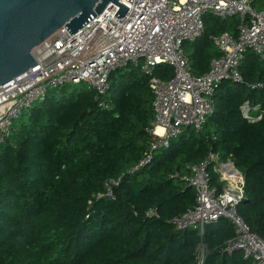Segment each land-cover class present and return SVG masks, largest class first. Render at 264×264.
Returning a JSON list of instances; mask_svg holds the SVG:
<instances>
[{"label":"trees","instance_id":"trees-1","mask_svg":"<svg viewBox=\"0 0 264 264\" xmlns=\"http://www.w3.org/2000/svg\"><path fill=\"white\" fill-rule=\"evenodd\" d=\"M237 24L235 16L206 14L202 35L183 44L192 74L205 73L219 54L210 37L235 33ZM241 73L243 82L216 89L201 130L185 129L136 171L153 118L149 76L138 66L112 72L105 95L62 85L25 109L0 143V264H196L199 245L207 249L203 264H251L239 250L223 251L234 235L225 217L203 234L169 223L195 205L194 189L170 175L214 153L243 174L245 199L236 209L264 238V88L246 85L264 83V60L248 51ZM173 74L167 65L154 72L164 80ZM245 101L260 105L259 120L242 117ZM210 176L219 186L212 169ZM110 181H117L113 197H96Z\"/></svg>","mask_w":264,"mask_h":264},{"label":"built area","instance_id":"built-area-1","mask_svg":"<svg viewBox=\"0 0 264 264\" xmlns=\"http://www.w3.org/2000/svg\"><path fill=\"white\" fill-rule=\"evenodd\" d=\"M257 1L261 5L257 6ZM118 2L128 8L123 16L114 15L119 6L108 5L74 33L65 26L58 28L32 51L36 65L0 85V143L9 137L13 122L24 110L42 102L49 90L82 83L105 95L111 73L132 64L149 76L153 94L149 150L130 169L136 171L185 129H202L215 108L214 94L222 82H243L241 67L248 51L264 60V0ZM208 13L220 20L235 16L238 24L235 33L225 30L210 37L219 54L212 57L205 73L194 75L183 44L202 35ZM158 65L173 67V76L164 80L154 75ZM246 85L252 90L264 88L262 82ZM98 105L106 103L100 101ZM259 106L245 101L242 117L249 122L259 120ZM210 169L217 174L219 186L211 183ZM170 176L195 192L194 207L170 218L174 229L193 228L203 234L206 225L225 217L234 235L223 251L232 254L239 250L251 264H264V238L250 231L236 209L245 198L244 177L230 157L222 160L210 153L201 162L186 164ZM115 184L117 181H110L106 191L96 197H113L111 185ZM149 214L155 215L156 210ZM206 254V247L199 245L196 264H203Z\"/></svg>","mask_w":264,"mask_h":264},{"label":"water","instance_id":"water-1","mask_svg":"<svg viewBox=\"0 0 264 264\" xmlns=\"http://www.w3.org/2000/svg\"><path fill=\"white\" fill-rule=\"evenodd\" d=\"M114 4L123 16L118 0H0V85L36 65L32 51L58 28L74 33Z\"/></svg>","mask_w":264,"mask_h":264},{"label":"rangeland","instance_id":"rangeland-1","mask_svg":"<svg viewBox=\"0 0 264 264\" xmlns=\"http://www.w3.org/2000/svg\"><path fill=\"white\" fill-rule=\"evenodd\" d=\"M70 88H71L70 90H77V89H79V85H77V84L76 85H71ZM216 181L218 182V177L217 176H216Z\"/></svg>","mask_w":264,"mask_h":264}]
</instances>
